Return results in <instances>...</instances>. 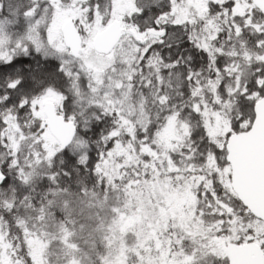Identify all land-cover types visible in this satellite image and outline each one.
<instances>
[{"label": "snow or ice", "instance_id": "6c2138e0", "mask_svg": "<svg viewBox=\"0 0 264 264\" xmlns=\"http://www.w3.org/2000/svg\"><path fill=\"white\" fill-rule=\"evenodd\" d=\"M0 264H264V0H0Z\"/></svg>", "mask_w": 264, "mask_h": 264}]
</instances>
